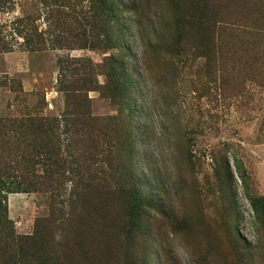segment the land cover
<instances>
[{
    "label": "rangeland",
    "instance_id": "rangeland-1",
    "mask_svg": "<svg viewBox=\"0 0 264 264\" xmlns=\"http://www.w3.org/2000/svg\"><path fill=\"white\" fill-rule=\"evenodd\" d=\"M17 2L12 15L31 13L37 37L33 51L15 35L17 46L0 53V77L18 82L0 88V118L63 114L61 84L78 60L85 103L75 106L99 120L93 134L111 153L109 164L98 153L97 166L147 201L133 264H264V0H64L70 17L58 44L41 13L51 0ZM86 21L107 36L90 37ZM110 57L126 63L111 98L103 72ZM47 196L6 195L16 235L36 232ZM127 198L114 202L118 219ZM111 204L97 205V217ZM87 224L75 218L70 237L91 250ZM90 250L76 255L78 264L109 258Z\"/></svg>",
    "mask_w": 264,
    "mask_h": 264
},
{
    "label": "trees",
    "instance_id": "trees-1",
    "mask_svg": "<svg viewBox=\"0 0 264 264\" xmlns=\"http://www.w3.org/2000/svg\"><path fill=\"white\" fill-rule=\"evenodd\" d=\"M63 1L51 0L50 6L41 9V13L48 15L50 26L56 29L53 44L62 42L63 35H67L63 27H67L65 19L70 14L64 12L69 6L63 5ZM17 3V0H0V15L7 16L6 19L0 18V53L12 50L16 45L15 35L21 36L26 49L33 51L29 44L37 37L31 23L35 19L31 13L22 11L20 16L12 15ZM100 3L105 4V0ZM194 20H197L196 16ZM83 26L88 27L90 37L94 31H98L101 37L107 36L103 27H91L87 21ZM223 30L231 31L230 28ZM82 32L81 37L87 36L86 28ZM78 33H75L76 38ZM90 47L98 49L94 44ZM73 61L67 65L68 76L60 88L66 102L63 114L39 116L35 112H24L19 117L0 118V264H78L76 255L90 250L89 246L86 248L78 239L70 237L71 224L78 217L87 220V225L91 226L93 248L90 251L101 250L103 253L98 254L109 256L106 260L98 259L97 263L87 257L83 264H133L132 253L140 249L147 201L137 191H128L122 176L110 173L108 168H98V153L106 164L110 162L111 153L107 148L101 149V140L93 134L99 120L83 107L77 109L75 106H83L85 101L75 65L78 60ZM103 65L108 82L104 89L111 98L120 92L119 80L126 75V63L110 57ZM6 86L13 91L18 82L0 77V88ZM99 92L103 93V90ZM80 135L86 137L82 141L85 145L77 144L76 137ZM30 191L48 194V216L38 219L36 232L26 237L16 235L10 226L6 216V195ZM126 195L125 214L118 219L114 202L126 198ZM108 201L114 205L108 206L111 208L106 205L97 217V205ZM43 229L47 230L44 236Z\"/></svg>",
    "mask_w": 264,
    "mask_h": 264
}]
</instances>
